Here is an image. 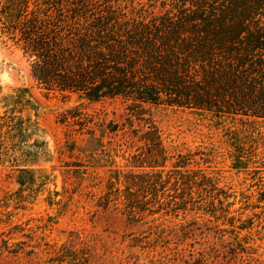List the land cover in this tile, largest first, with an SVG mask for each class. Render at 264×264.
I'll list each match as a JSON object with an SVG mask.
<instances>
[{
    "label": "rangeland",
    "instance_id": "rangeland-1",
    "mask_svg": "<svg viewBox=\"0 0 264 264\" xmlns=\"http://www.w3.org/2000/svg\"><path fill=\"white\" fill-rule=\"evenodd\" d=\"M191 8L182 0H0V264H195L201 251L206 264H264V122L178 106L174 92L177 74L219 104L203 69L211 77L232 61L215 47L200 64L184 43L214 45L220 26L264 31V17L181 23ZM145 122L168 156L211 159L201 169L230 204L224 219L188 207L131 221L121 198L98 205L115 171H140L130 162ZM231 217L245 227L236 240L249 253L236 261L212 236Z\"/></svg>",
    "mask_w": 264,
    "mask_h": 264
},
{
    "label": "trees",
    "instance_id": "trees-1",
    "mask_svg": "<svg viewBox=\"0 0 264 264\" xmlns=\"http://www.w3.org/2000/svg\"><path fill=\"white\" fill-rule=\"evenodd\" d=\"M182 2L184 6L187 4L192 8L182 16L181 23H262L264 17V0H182ZM212 38L213 36L211 40ZM213 42L214 45L207 41L198 44L197 47L185 42L183 50L188 53L194 50L199 54V59L196 54L195 58L193 54L190 58L199 60L198 63L204 65L210 60L212 48L216 51L217 47L228 55L226 60L232 62L228 64L227 72L221 69L220 73L208 77V73L203 69L204 75L209 78L208 80L205 78V84L213 88L212 93L219 99V104L213 105L208 103L210 101L203 100L195 90L191 91V87L183 83L181 76L174 74L176 87L174 92L181 98L176 104L208 111L214 107L216 114L241 116L264 122V31L259 27L249 28L246 25H239L233 30L220 26L215 29ZM180 85L183 89H180ZM66 86L67 89H73L70 85ZM188 90L192 94L188 93ZM143 126L146 128L144 133L134 138L139 145L130 162L133 168L140 171H115L113 181H109L108 191L101 197L98 205L107 208L113 200L121 198L124 211L131 221L142 220L144 214L153 215L160 211L185 212L188 207L189 210L208 212L215 220L224 219L229 214L230 204L223 206L220 196L224 200L226 196L218 189L213 178L201 169V166L209 167L211 159L199 151L168 156L156 127L149 122H145ZM170 190L173 195L166 194V191ZM164 198L165 201H160ZM233 219V217L227 219L230 226L228 229H218L212 236L224 251L222 257L236 261L249 253L244 246L245 243L236 240L238 232L235 229L241 231L245 227L243 225L235 227ZM227 234L234 236L233 242H225L224 235ZM214 246L215 243L210 247V251L214 257H218L219 251ZM198 255L195 264H206L208 261L206 254L201 251Z\"/></svg>",
    "mask_w": 264,
    "mask_h": 264
}]
</instances>
